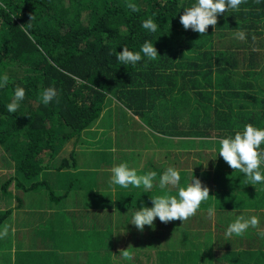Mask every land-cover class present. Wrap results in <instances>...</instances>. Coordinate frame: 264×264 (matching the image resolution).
I'll return each mask as SVG.
<instances>
[{"label":"trees","instance_id":"obj_1","mask_svg":"<svg viewBox=\"0 0 264 264\" xmlns=\"http://www.w3.org/2000/svg\"><path fill=\"white\" fill-rule=\"evenodd\" d=\"M133 2L139 9L137 12L127 7L128 0H0V74L10 78L8 85L0 88V138L17 139L7 143L6 149L12 155L14 166L7 183L2 184L4 188L0 187L2 191L6 188L5 200L11 205L12 201L16 203L9 209L0 208V230L7 228V235L0 238V264H11L12 248L20 249L24 239H30L42 228L63 229L60 236L71 233L74 237L73 229L83 220V212L95 218L104 216L109 223L112 204L107 194L112 185L107 179L98 184L92 182L107 173L104 170L106 162L93 174L81 169L87 165V150L94 146L93 143L102 149V136L90 142L89 136L94 132H100L104 135L103 140L109 141V147L100 153L101 158L120 145L113 137L124 141L133 127L142 132L144 143L140 149L133 151L128 159L114 162L116 166L137 163L135 161L146 156L144 150L148 147L163 150L164 147L170 148L171 142L179 141L174 137L179 134L167 132L165 127L158 128L156 102L173 103L186 97L191 98L188 114L194 116L196 111L192 109L195 105L209 112L211 122L201 126L187 122L179 124V130H203V133L194 135L197 144L210 136H216L218 142L220 138L242 130L245 124L264 129V4L246 0L238 11L230 9L217 16L216 27L230 30L228 35L231 34L240 44L227 52L216 53L212 44L213 26H208L203 34L208 36L206 46L201 41L188 43L191 36L199 38L201 34H191L190 29L185 30L180 23L183 8L191 6L195 0ZM150 17L158 24L155 33L141 27L142 21ZM238 31L246 34L245 41L236 38ZM145 41L153 42L160 55L156 60L143 58L135 66L123 65L113 54L115 49L122 51L123 46L138 51ZM215 58L217 67L213 65ZM16 86L25 88V99L16 113H9L6 105L11 102ZM48 87L55 88L57 96L50 104L44 105L40 102V95ZM198 87L210 89V92L187 93ZM112 101L117 106L116 117L124 120L115 129L97 130L95 124L110 117L112 105L109 102ZM111 116L114 117L113 112ZM196 119L199 123L200 118ZM106 123L113 125L110 118ZM261 150H264V144ZM173 154L166 152L164 156L173 158L177 168L181 167ZM198 157L200 160L195 157L193 163L196 169L199 168V174L187 172L181 181L188 183L194 176L202 186H207L210 197L201 203L197 215L206 216L208 223L203 225V218L199 219V225L192 217L184 222L174 220L168 223L157 218L151 231L145 228L134 231L135 226L130 221L132 212H126L127 239L117 256V264H129L128 256L135 253L138 255L131 258L133 263L144 255L145 259L153 257L147 250L143 253L140 247L137 248L139 238L161 246L162 250L154 255L166 253L170 260L179 258L180 264L210 263L209 259L199 257L195 244L196 238L210 234V223L217 222L216 230L223 228L225 233L227 223L241 216L242 208L248 206L244 205L247 201L255 208H264V185L246 184L247 177L232 169L222 157L216 158L208 153ZM144 163L138 171L144 174L155 172L156 177L148 198L141 200L146 203L141 204L151 207V197L165 193L177 195L176 188H159L163 169L155 171L153 166L150 169L148 159ZM49 175L56 178L55 184H49ZM69 176H72L71 181L64 180ZM74 187L81 191L77 199L84 197L82 204L72 203L68 210L60 212L58 226L46 221L36 223L40 218L35 215L38 212L33 210V201L28 202L31 197L25 190H49L48 199L59 203V211L69 202ZM136 194L137 191L127 193L129 207ZM31 217L34 222L23 230V224ZM222 221L224 224L219 227L218 222ZM193 222L196 229L191 227ZM106 232L105 236L111 239L110 223ZM254 234L259 236L255 231ZM70 241L58 240L57 246H71ZM168 243L176 247L174 252ZM30 261L37 264V257ZM73 263L75 260L68 258L62 264Z\"/></svg>","mask_w":264,"mask_h":264},{"label":"rangeland","instance_id":"obj_2","mask_svg":"<svg viewBox=\"0 0 264 264\" xmlns=\"http://www.w3.org/2000/svg\"><path fill=\"white\" fill-rule=\"evenodd\" d=\"M179 31V28H177V32L175 31V34L177 35ZM230 30H227L225 28H218L215 27L212 29L213 35L212 38H214L213 44V51L218 53V52H227L229 49L235 48L238 43L236 40L233 39V36L231 34L228 35V32ZM191 34L194 33L191 29L189 30ZM240 32V31H238ZM237 33V32H236ZM220 35H224L223 37H220ZM218 38V39H215ZM198 41L203 42L204 45H208V36L205 35H200L199 38H194L191 36V39L188 41V43H196ZM245 41V40H244ZM243 44V43H241ZM214 64L216 67L218 66V60L217 58L213 59ZM217 61V63H216ZM213 83L216 82V79L214 78ZM264 85V82H263ZM204 91L210 92V89H201V87L198 88H191L188 90L187 93H202ZM182 99V98H181ZM181 99H178L176 102H169L166 101L164 103H155V109H156V117L158 118V123L157 126L158 128L165 127L167 132H171L174 134H179L175 135L174 137L178 138L179 141H173L170 143V148L164 147L163 150H155L152 147H148L147 149L144 150V153L146 154L145 157H143L140 161H135L137 163H130L129 167L134 168L137 170L138 175H143V172H139L138 170L142 169L143 165L145 164L144 162L148 159V165L153 166V169L155 171H159L163 169V172L165 169L169 166L177 168L176 164L173 161V158H168L164 156L166 152L168 153H174L173 157L176 156L177 160H179L181 167L177 168L180 170L181 178L182 176L186 177L185 174L189 172L191 175L193 174H199L200 170L199 168L196 169V164H194V160L196 157V160L199 161L200 157H198L202 153H208V154H214L216 153V150L218 148V142L217 139L215 138L216 136H210L209 138L207 137L205 141H202L201 143H196L194 142L195 138L194 135H198L200 133H203V130L195 129V128H183L181 130L178 129V127L181 125H184V122L187 123H196L199 124L200 126L203 125L204 123L211 122L212 118H209V112H207L203 107L199 105H195L192 110H195L194 116L191 114H188L187 112L190 110L191 105H190V99L184 97L182 101ZM117 103V102H116ZM111 107V111L113 112L114 117L112 118L110 112V120L112 121L113 125H107L106 120L109 118H105L102 123L97 122L95 125H97V130L105 131L106 129L111 127V128H116L117 124L124 119H118L115 115V108L117 107L115 104V101L109 102ZM196 117L200 118V122H197ZM192 129L195 131L192 132ZM200 130V131H199ZM130 133L128 132V135H126V138L124 141L120 140L117 137H113L114 142L116 144H120L119 146H114L113 151L111 153L105 154L104 158H101L102 154H100L103 150L108 148V139L103 140L104 135H102L100 132H94L89 136L90 142L92 140H97L99 136H102V141L100 143V146H102V149L98 146H92L90 150H87L88 156L87 159H85V162L87 161V165L83 166L84 171L89 174L95 173L101 165L105 164L106 162V170L108 175H111V169L114 167V162H120L121 160H126L131 156V153L135 150L140 149L142 146L141 144L144 143L143 140V134L142 132L136 128L133 127L130 129ZM200 132V133H199ZM197 137V136H196ZM199 137V136H198ZM201 139H204L203 137ZM16 138H8L7 140H2L0 138V187L4 188L2 184L7 183L6 181L9 178V175L13 172V159L12 155L9 154V152L6 149L7 143L8 142H16ZM213 152V153H210ZM189 158V159H187ZM216 158H220L219 154H216ZM214 163H217L215 160ZM84 164V163H83ZM109 164V165H107ZM105 174H102L98 179L95 178L92 181L93 183L96 182H104V180H108L107 182L109 183L111 176H108L104 178ZM49 184L57 181L56 178H54L53 175H49L48 177ZM104 178V179H103ZM181 187H186L187 182L185 183L184 181L180 182ZM66 187V186H64ZM133 189V190H132ZM1 190V189H0ZM18 188L16 189V191ZM2 191V190H1ZM0 191V208H10L12 205H16L14 201H12V205L8 202V200H5V192L6 188L4 191ZM12 191V189H10ZM60 190L59 192H62ZM110 192L107 194V198L111 200L110 204H112L111 208V213L112 217L109 220V223L112 228V235L111 239L107 238L105 236L106 232V226L109 224L106 220V218L101 217V218H95L93 216H87L85 213L84 218L85 220L82 221V223H79L76 228L73 229V232H75V236L73 237L71 233L68 236H60L59 233L63 232V229H52L50 230L49 228L45 229L42 228L40 229L41 233L39 235H34L29 237L30 239H24L23 242L21 243L22 246L20 249L17 248H12L11 254L9 258L12 257L11 264H31V259L37 257V264H62L68 257L69 253H79L82 250H85L86 252H91V253H98L96 256L95 264H117L119 261L117 260V256L122 252V248L125 246L123 245L127 239V234L125 231H128L127 227L124 225V217L126 216V212H132V215L134 213V210L139 208L142 203H146L141 201L142 198H148L149 193L143 192V188H134L132 186H129L128 189H123L119 186H113L109 190ZM137 191L136 197L134 196L133 201L131 203L132 206H128L127 202L129 200V197H127V193ZM14 192V191H12ZM55 193H59L56 190H54ZM20 193V192H19ZM25 193H28L31 197V199L28 201L29 203L33 204V210H36L38 213L35 215L39 220L36 221V223L39 222H49V225L53 226H58V221L60 218V214H58V208H59V203H54L51 200L48 199L49 196V190L46 189H41L39 191L35 190H25ZM72 193V192H71ZM124 193V194H123ZM20 193L19 195H21ZM77 194H81V191L79 188L74 187L73 193L71 195L72 201L75 202ZM126 197V198H125ZM15 199V198H13ZM6 204V206H5ZM119 207V211H117L116 207ZM30 208V207H29ZM69 208V205H68ZM68 210V209H66ZM131 210V211H130ZM117 213V216L115 217ZM95 215V214H94ZM197 215V212L195 213ZM17 216V215H16ZM96 216V215H95ZM42 217V218H41ZM115 217V219H114ZM194 218L197 222L198 225L200 224L199 219L203 218L205 220L202 214L197 215V216H191ZM21 219V218H20ZM19 219V220H20ZM99 221V222H98ZM34 222L33 217H31L27 222L23 224V230H26L28 227L31 226V224ZM81 222V221H80ZM15 223V221H14ZM19 223V222H18ZM21 223V222H20ZM208 222L205 220V222H202L203 225H206ZM17 227H21L20 224H18ZM193 229H196V223L193 222V225L191 226ZM18 228V230H19ZM145 230H150L149 226L144 227ZM200 228V227H198ZM79 231L82 232V235L79 234ZM134 231H137V228L134 227ZM51 231V232H50ZM51 233V234H50ZM56 233L58 236L56 237ZM84 233V234H83ZM88 237L87 238H85ZM116 236L117 240H120L119 242L116 243ZM119 236V238H118ZM166 236V235H165ZM114 237V238H113ZM67 239H71L72 245L66 247V246H61L58 245V240H63L66 241ZM139 243H137V248L140 247L143 251V253L146 252V250L153 255L150 256V259H145L146 255L144 257H139L138 260L133 261L131 258L133 256H137L138 254L135 253L133 256H128L130 259L129 264H180L179 258L170 260L166 255H154L157 254L159 251L162 250L161 246L157 247L158 244H149V239L146 238H139ZM137 240V242H138ZM131 244L133 245L132 241ZM170 245V243H168ZM174 245V242H172ZM170 245L172 248L171 252H174L175 246ZM168 245V248H169ZM76 248V249H75ZM167 248V249H168ZM75 249V250H74ZM164 251V250H163ZM141 252V250L139 251ZM165 252V251H164ZM23 253V254H21ZM75 256V254H72L71 257ZM165 259V262H163ZM163 260V261H162ZM122 263V262H121Z\"/></svg>","mask_w":264,"mask_h":264},{"label":"clouds","instance_id":"obj_3","mask_svg":"<svg viewBox=\"0 0 264 264\" xmlns=\"http://www.w3.org/2000/svg\"><path fill=\"white\" fill-rule=\"evenodd\" d=\"M246 0H195L189 7H184L180 15V23L185 30L191 29L201 35L207 32L208 26L217 25V16L228 12L230 9L238 11L240 6ZM257 3L264 4V0H256ZM127 7L132 12L139 9L133 0H128ZM141 27L147 32L155 33L158 30V24L153 18L142 21ZM236 38L246 39L243 31L236 33ZM116 59L123 65L135 66L143 58L154 61L158 58L156 48L152 41H145L138 51L129 50L123 46V50L117 52L113 50ZM9 76L0 74V88H4L9 83ZM25 88L16 86L14 88L13 98L6 105L9 113H16L25 99ZM57 96V91L53 87L43 90L40 95V102L44 105L50 104ZM264 144V129L257 128L252 124H245L242 130H236L232 135H226L218 140V153L220 157L234 170H239L241 174L247 177L246 184L264 185V150L261 145ZM214 156V157H215ZM155 172H147L138 175L137 170L129 167L127 163H121L112 167L111 179L109 183L115 188L119 186L128 189L129 186L134 188H143V192L148 193L154 187ZM180 170L169 166L165 169L159 178L158 186L160 189L169 187L177 189V195H157L151 197V207L143 204L134 210L131 216V223L140 231H143L147 225L154 228V221L158 218L162 223H168L174 220L184 222L189 217L195 215L200 208L201 203L207 201L210 197L207 186H202L201 181L192 176L191 181L186 187L180 186ZM259 221L256 217L245 218L238 216L233 222L229 223L226 236H242L250 227H256ZM7 235V228L0 230V238ZM264 238V232L258 233Z\"/></svg>","mask_w":264,"mask_h":264},{"label":"crops","instance_id":"obj_4","mask_svg":"<svg viewBox=\"0 0 264 264\" xmlns=\"http://www.w3.org/2000/svg\"><path fill=\"white\" fill-rule=\"evenodd\" d=\"M65 179L69 182L72 180V176H69V179L68 177H65L64 180ZM73 190L71 191L72 193ZM72 193H70L69 202L65 205L64 209L58 211V214H60V212L65 211L68 208V205L69 207H71L72 203H74L75 205L77 202L82 204L81 199L84 200V197L80 196L78 199L76 197L75 202H73L71 198ZM244 205H248V206L242 208L244 209V212L239 211L241 212V216H244L247 219V218H251L253 214H256L253 217H256L258 219L259 221L258 225L254 228L250 227L247 230V232L242 236L233 235L229 237L225 235L223 228L216 230L217 222L212 221L210 223V234H207L205 237L196 238L195 240L199 257L202 260L209 259L210 261V263L202 262L199 264H264V238H261L260 236H256L254 234V231L256 233L264 232V208L263 207L261 209L255 208L254 206H252V203L248 201ZM116 209L117 211H119V207H116ZM233 211H237V210H233ZM84 214L85 212L82 213V215ZM258 214L261 215L258 216ZM116 216L117 213L115 217ZM82 221L80 223H82ZM231 222L233 221H230V223ZM218 224L220 227L223 226L222 224L224 223L222 221V222H218ZM78 232L79 234L82 235L81 231L78 230ZM40 233L41 231L39 233L32 234V236L39 235ZM85 238L88 239V237L86 236ZM119 241L120 240H117L116 238V243ZM72 254H75V256L71 257ZM97 255L98 253H91L82 250L79 253H74V251L72 253H69L70 257L68 258L75 260V263L73 264H91L92 260L94 261V263L92 264H95ZM84 258H86V260H84ZM195 259H197V261L200 260L198 258Z\"/></svg>","mask_w":264,"mask_h":264}]
</instances>
